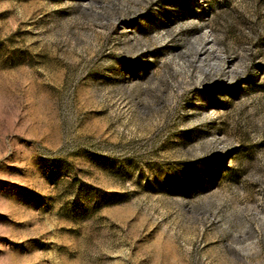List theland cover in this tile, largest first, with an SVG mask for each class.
Instances as JSON below:
<instances>
[{"label": "rangeland", "instance_id": "1", "mask_svg": "<svg viewBox=\"0 0 264 264\" xmlns=\"http://www.w3.org/2000/svg\"><path fill=\"white\" fill-rule=\"evenodd\" d=\"M0 264H264V0H0Z\"/></svg>", "mask_w": 264, "mask_h": 264}]
</instances>
